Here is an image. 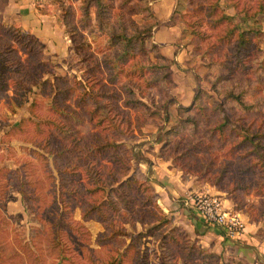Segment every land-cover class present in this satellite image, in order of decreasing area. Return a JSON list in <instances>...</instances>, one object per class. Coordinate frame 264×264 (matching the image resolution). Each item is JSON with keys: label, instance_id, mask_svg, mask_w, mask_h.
<instances>
[{"label": "rangeland", "instance_id": "374dc122", "mask_svg": "<svg viewBox=\"0 0 264 264\" xmlns=\"http://www.w3.org/2000/svg\"><path fill=\"white\" fill-rule=\"evenodd\" d=\"M119 1L103 0L107 4L106 17L103 18L105 29L108 22L119 25L117 14H123L121 24H124L130 33L133 32V23L130 20L139 27L151 23V18L145 15L139 13L129 15L128 11L123 13V9L118 8ZM238 2L242 7L249 9L256 8L259 2L264 4V0ZM220 3L225 7L227 14L235 16L242 29L256 32L254 43L256 56L253 53L250 58L253 61L245 60L240 70L235 67L229 70L228 67L231 65L225 67L220 59L223 54L222 47H211L214 36L198 39L197 36L184 32V24L177 16L176 20L180 24L181 33L183 31L185 45H189L188 59L184 62L183 68L171 65L169 78L162 77L164 68L152 69L150 74L147 72L146 76H153L156 79L153 86L147 89L153 103L150 99L141 98L148 106L147 111H143V106H140L142 109L139 114L137 113L144 123L140 131L135 130L132 136L125 139L126 147L133 155L129 169L135 179L147 180L156 196L152 168L157 165L158 158L168 160L173 168L181 171L183 178L193 176L197 182L213 186L215 190L223 193L219 192L217 195L221 198L226 196L234 206L236 204L232 197L236 198L237 205L241 204V211L246 214L245 208L248 207L249 211L261 219L259 220L261 230L264 228V211L261 205L264 203V159L261 165L250 151L251 145L240 142L237 132L243 133L233 119L243 116L246 125L250 124L252 130L262 133L258 140L261 145L259 150L264 156V13L248 18L244 17L243 13L235 12L232 7H227L224 0ZM34 4L41 13L58 15L66 38L67 54L59 59L55 55L47 57L39 43L33 47L29 38L21 36L15 24L0 19V49L10 63L9 73L3 82H0V253L3 256L0 264H32L30 251L40 258L41 264H56L57 247L52 244L56 238H59V247L64 248L65 254L70 257L62 264H95L92 263L93 259L104 261L114 249V238L107 240L103 236L105 232L107 233L105 222L94 214L84 213L87 204L97 200L100 195L95 197V194L87 192L92 183L86 178L84 161L82 162L80 157L82 151L90 145L93 139L90 137L98 128H94L87 119V106L84 105L87 102H77L78 89H74L70 84L71 80L58 81L62 89L56 97L58 107L68 115H57L54 109H51L53 88L49 84L39 82L51 80L52 75L61 77L75 75L80 79L85 67L102 60L100 50L108 47L109 37L98 35L93 5L88 16L83 15L82 0H34ZM188 10H190L188 2L181 0L176 11ZM191 17L195 16H190V19ZM202 28L213 34L205 25ZM144 41L145 43L141 44L143 47L139 45V41H134L139 48L141 60L148 66L166 64L158 57L161 54L159 47L155 45L156 47L152 48V42L148 38ZM89 52H95L90 60ZM38 58L43 64L37 62ZM247 66H250L248 70ZM107 76L109 75L106 72L102 77ZM35 77L41 79L36 81ZM18 80H21L22 85L15 83ZM67 86H71L72 89L66 91ZM192 89L193 94L189 97ZM228 91L235 93L243 91V101L253 104L252 108L244 111L231 100H226ZM198 92L197 102L203 108L200 111H196L195 108L185 110V107L194 105L193 97ZM24 94L28 101L21 107H16L12 98H22ZM33 98L37 102L34 108L37 114H44L45 118L54 120L60 126L64 124L65 128H73L77 140L74 145L80 148L79 152L53 158L47 151L37 148L34 145L37 139H43L45 136L48 138V135L51 144H57V131L53 126L41 125L43 132L40 134L33 131L34 126L31 123L24 124L22 129L10 131L11 124L18 122L22 117H30L33 109L30 102ZM132 115H135V111ZM225 116L228 119V127L224 134L220 135L214 132L213 128ZM134 124H137L136 120ZM164 133L167 135L164 136ZM175 142L178 143L177 150L172 149ZM185 148H188L186 156L181 157L180 152ZM172 151L180 158L173 160L169 157L168 154ZM147 158L151 160L149 166L146 165ZM102 163L109 164L107 161ZM140 163L145 165L142 166ZM182 164L185 166L188 164V170L203 172L199 175L186 172L180 167ZM62 170L64 171L59 173ZM22 182L26 183L24 197L19 191ZM213 183L222 189H218ZM189 194H185L183 205L189 210L188 215L195 217L194 214L197 213H194L193 208L186 203ZM142 197L143 195H138L139 199ZM154 199L157 202L156 197ZM158 206L160 207L159 204ZM105 211L108 221L115 226L121 223L118 213H112L108 208H105ZM163 212L171 220L170 226H179L173 223V216L164 210ZM123 227L131 233L135 230L142 232L143 228L137 224L133 231L127 223H123ZM179 227L186 231L183 226ZM190 237L197 241L196 238ZM116 238L125 242L128 240L127 236L119 235ZM157 243V236L151 233L138 241V244L147 246L151 251L157 249ZM26 244L29 246L26 247ZM169 251L175 259L174 264H182L180 252L176 248H169ZM13 252L16 253L15 256ZM10 253L12 257H8ZM150 256L152 262V254ZM136 258L137 256L130 255L123 264H140ZM235 262L239 261L219 254L215 255V258L189 260L184 264Z\"/></svg>", "mask_w": 264, "mask_h": 264}, {"label": "trees", "instance_id": "16d2710c", "mask_svg": "<svg viewBox=\"0 0 264 264\" xmlns=\"http://www.w3.org/2000/svg\"><path fill=\"white\" fill-rule=\"evenodd\" d=\"M84 8V16H88L89 9L93 5L95 7V20L97 23V32L99 36L105 35L109 37L108 47L104 50H100L102 60L96 64H89L84 68L81 78L72 75L64 77L52 75L51 80H43L39 83L49 84L53 89V95L50 99V107L54 109L57 115H68L66 112L59 108L56 101L60 90L58 81H69L77 90V102H87L84 104L87 106V119L93 124L94 128H98V131L94 133L90 138V145L85 151H82L80 160L84 163V172L86 178L92 183V186L87 189L90 194H95V197L99 198L92 200L87 204L85 214H94L98 219L105 222V228L107 233L103 234L105 239H113V250L109 253V256L104 261H94L95 264H123L126 258L130 255L137 256V260L140 264H174L172 253L169 248H176L180 252V261L182 264L189 260L211 258L214 254L208 252L204 248H200L197 241L191 239L184 229L179 226H170L171 220L166 216L163 210L158 206L154 199L155 193L151 186L146 181H139L130 174V161L133 159L132 152H130L125 144V139L133 135L135 130L140 131L142 127L141 117L138 115L142 109L147 111L148 106L141 101V98L150 99L153 103L148 88L153 86L156 80L153 76H146L151 73L152 69L162 68L165 69L162 77L169 78L171 68L174 61L160 54L158 56L166 64L148 66L140 58V52L138 53V47L134 41H139V45L145 43L144 39L148 38L152 44V48L156 47L152 41V29L156 25V19L150 9L148 0H120L118 4L119 9H123V13L128 11L129 15L142 14L151 18V23L145 26H137L133 20L132 33L127 31V27L121 24L123 14H117V24L108 22V26L105 29L103 18H105V11L107 4L103 0H82ZM190 6V10L186 12L174 11L171 19L176 20L178 16L180 22L184 24V32L197 36L198 39L209 38L214 36V42L211 47H222V64L232 70L231 67H235L240 70L243 67L245 60L252 58V54H255V40L256 32L252 30H244L240 24L235 20V16L229 15L225 12V7L221 6V0H186ZM227 7H232L235 12L243 13L244 17H254L259 13H264V4L259 2L254 9L242 7L238 0H224ZM190 16H195L191 17ZM189 18V19H187ZM205 25L207 29H210L213 34H209L207 30H202V26ZM117 26L118 28H116ZM201 28H198V27ZM140 28V29H139ZM18 32L22 37H27L31 41V45L35 47L37 45V38L27 32H23L17 26ZM183 34V31H182ZM145 37V38H144ZM143 47V46H141ZM34 50V49H33ZM109 51V52H108ZM39 52V50H38ZM99 52V53H100ZM95 53V52H94ZM93 52H89V60L92 58ZM41 53L39 52V56ZM256 56V54H255ZM254 56V57H255ZM258 59V58H257ZM256 59V60H257ZM130 61V62H129ZM250 61H253L250 59ZM37 62L43 64L40 58ZM129 62V63H128ZM10 63L6 54L0 49V82H3L6 74L9 73ZM250 66L246 67V70ZM108 73L109 76L102 77L104 73ZM24 77V75L22 76ZM34 78V77H32ZM36 81L41 79L35 77ZM121 79V80H120ZM124 79V80H122ZM24 81V80H23ZM125 82V83H124ZM22 85L21 80L15 82ZM36 82H33L35 84ZM69 84V85H70ZM66 91L72 89L71 86H67ZM243 91L237 93L228 91L226 94V100H231L238 105L242 110H250L253 104H247L242 98ZM199 92L194 94V105L185 107V110L195 108L196 111H200L203 106L198 103ZM13 103L16 107H21L24 102L28 101L27 96L13 97ZM166 101V100H165ZM36 100L33 98L30 102V106L33 108L30 112V117L21 118L18 122L10 125V131L22 129L26 123H31L34 126L33 131L42 133L43 128L41 125L53 126L57 131V144H51L50 136H45L43 139H37L34 144L37 148L43 151H47L51 157L63 156L64 154H74L79 152L80 148L75 147L77 140L73 134V128H65L64 124L61 126L54 120L45 118V115L37 114L34 110L36 108ZM135 111V115L132 112ZM138 113V114H137ZM137 124H134V121ZM239 125V130L243 134L237 132L240 136V142H245L251 145V152L260 162L263 164L264 156L260 152V143L258 137L262 134L257 130H252L251 125L244 123L243 116H237L233 119ZM253 126V125H252ZM228 127L227 117L221 118L219 122L214 126V132L220 135L224 134L225 129ZM254 129V128H253ZM60 134V135H59ZM167 134L164 133V136ZM173 150H177L178 143H173ZM186 147V146H185ZM188 148L181 150L180 156H186ZM173 160H177L180 157L175 156L173 151L168 154ZM111 157V158H109ZM135 158V157H134ZM136 159V158H135ZM91 160V162H87ZM107 161L109 164L104 165L102 162ZM111 164V165H110ZM184 164V163H183ZM182 164V165H183ZM184 171L190 172L194 175H199L203 170L191 171L188 170L189 165L180 166ZM64 170L59 171L62 173ZM123 177V178H121ZM205 178V177H204ZM200 179V178H199ZM206 180V179H203ZM207 181V180H206ZM22 182L20 193L24 197L26 195L24 185ZM218 189H222L221 186L213 183ZM99 192V193H98ZM138 195H143L142 198H138ZM232 200L236 204L232 210L241 211V204L238 206L236 198L232 197ZM262 211H264V203ZM105 208H108L112 213H118L119 222L118 226H115L112 222L108 221ZM249 220L255 223H259L258 218L254 213L249 211V208H245ZM83 216H85L83 214ZM113 221V220H112ZM123 223H127L133 228V231L137 224H140L142 232H129L123 227ZM149 225V227H147ZM157 236V249L151 251L147 246L138 244V241L148 234ZM259 234L264 237V228L259 229ZM121 235L127 236L128 240H119L116 238ZM32 238V236L30 235ZM53 246L57 247L56 252L58 258L56 264H62L64 260H69L70 257L65 254L64 248L59 247V238H56L52 242ZM29 244H26V247ZM1 252V248H0ZM32 264H41L40 258L32 251ZM152 254V262L151 255ZM16 253L13 252V256ZM8 257H12L10 253ZM3 256L0 253V262Z\"/></svg>", "mask_w": 264, "mask_h": 264}, {"label": "crops", "instance_id": "0c3cea01", "mask_svg": "<svg viewBox=\"0 0 264 264\" xmlns=\"http://www.w3.org/2000/svg\"><path fill=\"white\" fill-rule=\"evenodd\" d=\"M148 1L157 22L152 29V41L163 56L174 61L176 68H183L190 52L189 45H185L179 22L171 19L181 0ZM35 6L34 0H0V19L34 35L47 57L55 55L58 59L63 58L67 54V43L58 15L41 13ZM191 91L189 97L193 94V89ZM145 161L149 166L151 160L147 158ZM156 162L157 165L152 168L156 199L160 207L173 216L175 225L183 226L190 236L197 239L199 247L214 254V258L215 255L223 254L239 261L233 264H264V237L259 234V223L250 221L246 213L237 211L243 221L244 231L238 239L225 238L219 228L207 224L198 214L189 216V210L183 205L186 193L206 191L217 194L220 191L206 183L197 182L193 176L183 178L181 171L173 168L168 160L158 158ZM222 200L226 208L233 209V202L229 198L223 196Z\"/></svg>", "mask_w": 264, "mask_h": 264}, {"label": "built area", "instance_id": "2783aa9c", "mask_svg": "<svg viewBox=\"0 0 264 264\" xmlns=\"http://www.w3.org/2000/svg\"><path fill=\"white\" fill-rule=\"evenodd\" d=\"M193 210L209 225L219 228L227 239H238L244 231L239 212L225 207L222 198L211 193H191L187 196Z\"/></svg>", "mask_w": 264, "mask_h": 264}]
</instances>
